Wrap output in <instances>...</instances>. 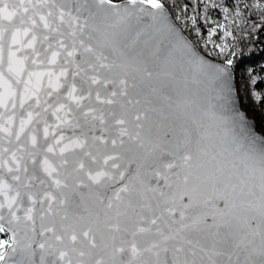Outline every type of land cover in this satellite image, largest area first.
<instances>
[{
	"label": "snow or ice",
	"instance_id": "6c2138e0",
	"mask_svg": "<svg viewBox=\"0 0 264 264\" xmlns=\"http://www.w3.org/2000/svg\"><path fill=\"white\" fill-rule=\"evenodd\" d=\"M257 36L264 0H0V264H264Z\"/></svg>",
	"mask_w": 264,
	"mask_h": 264
},
{
	"label": "trees",
	"instance_id": "16d2710c",
	"mask_svg": "<svg viewBox=\"0 0 264 264\" xmlns=\"http://www.w3.org/2000/svg\"><path fill=\"white\" fill-rule=\"evenodd\" d=\"M242 63L243 68L255 67L257 69L264 64V38L259 36L254 38L252 46L245 49V55ZM241 95H243V92H241ZM245 104L247 105V101H245ZM258 112L259 109L253 112L252 116L255 117Z\"/></svg>",
	"mask_w": 264,
	"mask_h": 264
}]
</instances>
